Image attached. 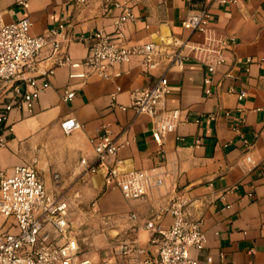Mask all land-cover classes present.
Returning a JSON list of instances; mask_svg holds the SVG:
<instances>
[{"label":"crops","instance_id":"0c3cea01","mask_svg":"<svg viewBox=\"0 0 264 264\" xmlns=\"http://www.w3.org/2000/svg\"><path fill=\"white\" fill-rule=\"evenodd\" d=\"M117 3L132 5L126 43L156 44L165 56L160 66L148 72L135 57L116 65L112 73L121 75L109 80L96 75L82 80L71 77L70 68L56 67L65 54L85 59L96 33H114L121 14ZM207 9V32L183 28L190 14ZM0 11L8 24L30 19L34 36L59 32L52 37L59 41V52L46 48L33 75L40 85L55 68L50 87L32 113L15 107L0 124V137L6 140L0 166L33 165L49 196L68 201L67 221L80 260L103 264L132 239L145 252L141 258L155 254L160 235L146 224L171 228L168 208L180 199L207 236L205 249L192 252L201 264L208 256L214 264H264V0H0ZM210 38L216 42L212 48L223 47L225 63L213 75V95L206 96L207 58L192 46L206 45ZM177 54L184 57L182 65L167 58ZM162 76L171 92L155 116L121 108L132 104L134 91ZM232 89L246 97L240 100ZM27 90L23 85L22 91ZM66 90L75 92L71 101L64 100ZM12 100L14 93L0 81V111ZM173 110L180 111V123L158 144L155 124ZM71 118L82 128L66 135L61 124ZM105 131L123 144L116 156L121 170L161 167L164 185L150 189L144 199L126 200L119 188L106 185L104 169L93 173L82 165V159L95 163L90 140ZM45 233L48 241L64 243L52 226Z\"/></svg>","mask_w":264,"mask_h":264},{"label":"built area","instance_id":"2783aa9c","mask_svg":"<svg viewBox=\"0 0 264 264\" xmlns=\"http://www.w3.org/2000/svg\"><path fill=\"white\" fill-rule=\"evenodd\" d=\"M215 1L230 3L236 0ZM20 5L28 7L27 2H20ZM116 7L121 10V14L115 19L114 33H96L95 43L85 59L75 60L65 54L58 59L56 67H68L74 71L71 77L82 80L93 75L106 80L119 77L121 74H113L112 69L116 65L130 63L135 57L142 59L148 72L157 69L165 56L156 44L129 45L125 41V26L134 20L132 5L117 3ZM210 20L211 14L207 9L190 14L182 22V26L191 32L205 33ZM31 29L30 19L8 24L4 22L0 11V81L16 97L15 101L3 103L0 124L8 121L9 114L15 107L25 108L32 113L35 102L50 87L49 78L54 75L55 68H51L44 74L45 78L40 85L33 76L40 65L39 57L46 48L51 47L53 54L59 52V41L52 38L59 34L58 29L51 30L50 36H34ZM214 42L210 38L206 45L192 46L193 51L207 58L208 74L204 78L206 96L213 95V75L217 67L225 63L223 47L212 48ZM167 58L173 65H182L184 60L180 54ZM248 61L252 62V59ZM260 62L264 63V58ZM23 85L31 90L23 92ZM230 91L236 93L240 100L246 97L245 92L237 93L234 89ZM170 92L169 81L166 76H162L150 87L134 91L131 94L132 104L121 108H130L138 115L155 116ZM74 97L73 90L65 91V101H71ZM115 97L114 94L113 99ZM179 123V110L165 112L155 124L154 140L161 144L163 137L174 132ZM61 126L66 135L82 128V124L74 118L62 122ZM90 142L95 163L89 165L86 159H82L81 164L93 173L104 169L106 185L119 188L126 200L144 199L150 189L164 185L165 172L161 167L121 170L116 156L123 144H119L109 131L93 137ZM5 146L6 140L1 136L0 148ZM186 209L185 201L173 200L168 208L174 218L171 228L163 230L153 221L146 224L147 230L160 235L156 239L158 250L155 254L141 258L140 255L145 252L136 248V241L132 239L131 242H124L103 264H201L192 252L205 249L207 236L202 223L191 219ZM68 212V201L49 196L33 165L18 166L12 170H5L0 166V218L4 219L0 225V264H92L89 260L79 259L77 241L71 234L67 221ZM48 225L64 240L63 244L48 241L45 233ZM206 264H214L211 256L207 257Z\"/></svg>","mask_w":264,"mask_h":264},{"label":"rangeland","instance_id":"374dc122","mask_svg":"<svg viewBox=\"0 0 264 264\" xmlns=\"http://www.w3.org/2000/svg\"><path fill=\"white\" fill-rule=\"evenodd\" d=\"M2 222H4V219L0 218V225L2 224Z\"/></svg>","mask_w":264,"mask_h":264}]
</instances>
